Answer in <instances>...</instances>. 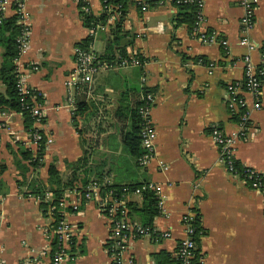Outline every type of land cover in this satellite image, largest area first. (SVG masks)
I'll return each mask as SVG.
<instances>
[{"label": "crops", "instance_id": "obj_1", "mask_svg": "<svg viewBox=\"0 0 264 264\" xmlns=\"http://www.w3.org/2000/svg\"><path fill=\"white\" fill-rule=\"evenodd\" d=\"M112 1L124 7L120 44L125 54L135 55L144 64L101 70L91 88L77 93L74 106L69 107L65 80L75 68V48L89 38L80 5L77 0H24L30 37L21 62L38 68L23 72L25 85L39 93L37 101L45 116L37 128L52 139L42 149L43 166L26 173V182L36 179L45 184L50 165L63 181L71 176V188L66 187L63 194L66 220L73 228L67 264H111L110 223L95 199L78 201L85 188L93 182L124 188L148 181L160 185L167 213L166 217L156 215L151 225L169 231L171 237L130 241L124 264H157L154 256L160 253L175 257L177 242L184 236L180 217L191 209L204 231L196 241L205 264H264V193L251 190L225 171L209 134L212 126L227 135L237 130V115L228 108L227 87L242 82L245 55L256 66L260 63L264 0H259L248 34L250 50L239 45L243 14L239 0H202L201 31L217 33L226 40L227 50L200 43L186 23L178 24L181 18L173 0H154L153 6L144 9L139 6L141 0ZM88 3L92 16L102 14L100 0ZM13 16L9 6L5 19ZM114 22L90 42L99 57L105 53ZM3 51L0 46V67ZM144 90L153 96L155 156L142 168L126 151L123 136L130 132V112L142 102ZM4 93L0 81V95ZM243 97L251 109V97ZM1 124L5 127L0 128V264L33 260L48 264L52 218L43 212L17 168V162L26 164L19 154V146L26 149L28 141L23 117L0 111ZM235 156L240 165L264 172V88L261 109L251 110L249 132L237 143ZM159 163L167 170L162 171ZM84 178L88 182L81 189ZM75 203L76 211L71 207ZM127 203L139 210L142 197L129 194ZM127 216L142 224L138 211L127 209Z\"/></svg>", "mask_w": 264, "mask_h": 264}, {"label": "built area", "instance_id": "obj_2", "mask_svg": "<svg viewBox=\"0 0 264 264\" xmlns=\"http://www.w3.org/2000/svg\"><path fill=\"white\" fill-rule=\"evenodd\" d=\"M161 0H158V3ZM175 4L192 5L195 12V23L191 33L202 44L219 45L224 50H227V42L217 33L213 31H201L200 26L205 22L203 2L202 0H173ZM80 5L81 12L91 14L88 0H77ZM102 13L108 14L104 23H96L88 28V36L93 40L99 32H104L109 27V23L116 21L121 16V6L112 4V0H100ZM143 9L146 8V1L141 0ZM259 0H239L242 16L240 19L241 38L239 45L248 48L250 41L248 34L252 30L255 22V12L258 7ZM13 7L15 16L17 17L16 24L20 27V33L17 36L15 43L17 48L16 56L13 59L14 72L16 74V87L21 101L27 96L30 100L29 109L32 119L33 133H28V141L24 144L26 149L32 150L34 153L44 149L52 142L51 137L45 135L39 130L40 125L44 121V111L37 101L40 97L33 89H28L25 85L23 72L37 71L38 68L30 63H23L21 59L27 54L29 48V29L25 23L26 17L24 13V0H0V24L5 19V12L8 7ZM112 26V25H111ZM75 68L73 72L65 80L66 102L69 107L74 106V97L83 88L89 90L94 82L95 77L101 70L110 69L117 70L129 67H142L143 61L139 60L133 54L121 56L116 55L114 61L107 63L101 61L99 56L92 50L91 44L87 48L77 47L74 50ZM243 80L240 83H235L227 87L228 108L235 112L238 118L237 130L229 135L225 134L216 126L210 128L209 134L217 146L218 162L223 166L225 171L232 177L236 178L241 184L247 186L253 191L264 193V172L257 171L250 166L240 165V170L235 167L236 162V145L239 140L245 139L250 129V112L251 110L261 109V98L264 88V53L261 54L260 63L258 66L253 64L249 55L243 57ZM209 68H213L214 64H209ZM144 80V79H142ZM243 94L251 97L252 106L248 108L247 101ZM142 105L138 108V114L141 118V129L139 133L140 147L142 153L138 158V163L142 168H145L154 158V128L150 118V109L153 103V96L149 93L142 97ZM4 124L0 128H4ZM41 161V159H39ZM162 171L167 170V166L159 163ZM104 185L99 182H93L85 188L83 194L79 197L80 201H88L95 199L99 208L110 223V238L108 243V253L111 259V264H124V254L127 250L130 241L139 238H153L156 240L167 239L171 237L169 231H161L153 225H143L129 220L127 209L125 206L126 196L133 194L141 197L142 192L146 189L153 192L157 201V215L167 216L164 207V197L161 194L159 184L148 182L146 186L140 189H135L129 193L128 188H122V194L117 197L114 190L103 191ZM104 192V193H103ZM50 196L45 195L44 202L48 201ZM72 210L78 209V203L73 204ZM65 202L62 200L58 203V209L50 207L48 214L52 219L51 232L53 234V247L48 250V264H67L71 260L70 249L73 240V228L66 220ZM55 210L58 212V217H54ZM198 214L195 210H188L180 217V223L183 228V238L177 242L175 258L179 264H205V258L202 252L197 248V237L201 232H197L196 223ZM43 252V255H46ZM38 261H27L23 264H39Z\"/></svg>", "mask_w": 264, "mask_h": 264}, {"label": "trees", "instance_id": "obj_3", "mask_svg": "<svg viewBox=\"0 0 264 264\" xmlns=\"http://www.w3.org/2000/svg\"><path fill=\"white\" fill-rule=\"evenodd\" d=\"M146 1L147 6H153L155 1L154 0H144ZM112 4H119L121 6V16L114 22L111 28V39L107 41L105 53L99 57L101 61H105L110 63L115 60L116 55L119 54L121 56H125L124 46L120 44L122 36L120 35L121 32V24L122 19L124 17V7L118 3L117 1H112ZM141 9L143 6L141 2L139 3ZM146 6V7H147ZM179 9V17L181 18L178 20V24L180 22L186 23L190 30H192L194 23H195V12L192 5L188 4H176ZM81 18L83 25L86 28H90L94 24L100 22L104 23L108 17V14L102 13L98 17H94L91 14H84L81 12ZM17 17L13 16L8 19H4L0 24V46L3 47V55H2V64L0 67V81L5 86V93L0 95V111H8V112H15L20 113L23 117V125L27 133H33L35 128L33 127V119L29 109H25V107H30L31 103L27 96L21 101V96L16 87V74L14 72V63L13 59L16 56L17 48L15 40L20 33V27L16 24ZM91 42V38H86L80 45L82 48H87ZM261 53H264V42L260 48ZM141 60V59H140ZM142 61V60H141ZM150 91L144 90V96L149 94ZM40 100V99H37ZM143 103L140 102L136 105V107L131 110L130 118H131V129L130 132L123 136V145L128 152V154L134 158L138 159L142 153L140 147V129H141V118L138 114V108ZM78 111L82 112L83 108L82 105L79 103L77 105ZM23 145L19 146V154L21 159L25 161L26 164H21V162H17V168L21 173L23 183L26 182V173L30 170L32 172L37 171L41 168L42 162L39 159H42V150L37 151L34 153L32 150L24 149ZM28 162V163H27ZM235 167L240 170V164L236 161ZM47 181L45 184L41 183L36 179L30 180L27 184V188L29 189L30 193L34 196L39 198L41 204L40 207L43 212H48L50 207H55L58 209V203L63 200L64 189L66 187L71 188V176L66 181H63L57 169L50 165L47 169ZM99 176V175H97ZM87 180L84 178L81 180V189L85 187L87 184ZM149 182V181H148ZM148 182H143L137 185H127L125 188H128V192L131 193L135 189H140L142 186H146ZM22 183V184H23ZM21 186V185H20ZM123 187H113V186H103L102 190H114L117 197H120L122 194ZM45 193L50 194V199L47 202L45 200ZM104 193V192H103ZM142 207L137 210L134 208L133 203H127L125 206L129 211H138V215L142 217V224L143 225H151L153 218L157 215V201L156 197L153 192L149 190H145L142 192ZM54 217H58V212L55 210ZM53 219V218H52ZM197 232L200 231L201 237L204 231L200 228L199 223H196ZM197 237V239L199 238ZM157 264H179L178 260L175 257L167 253H160L154 256Z\"/></svg>", "mask_w": 264, "mask_h": 264}]
</instances>
